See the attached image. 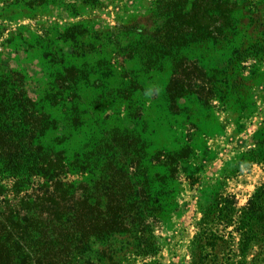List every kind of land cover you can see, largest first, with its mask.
<instances>
[{
	"label": "rangeland",
	"instance_id": "1",
	"mask_svg": "<svg viewBox=\"0 0 264 264\" xmlns=\"http://www.w3.org/2000/svg\"><path fill=\"white\" fill-rule=\"evenodd\" d=\"M90 1L45 0L37 5L35 0H0V76L21 73L23 89L38 101L44 96L38 95L41 91L50 94L46 83H56L63 68L75 65L82 71L81 81L71 90L78 122L67 159L82 154L89 140L91 149L96 144L116 146V141L121 142L118 136L125 137L124 152L120 147L109 148L110 153L119 151V167L125 175L118 179L115 171H108L92 183V193L99 196L102 187L117 189L120 182L125 207L137 217L128 219V232L90 239L89 246L79 248L76 264L87 260L93 264H189L193 240L203 230L229 242L233 239L229 248L237 257L242 237L264 244L262 232L242 236L238 229L243 223L241 212L264 185V0H230L236 4L234 27L224 40L174 50L176 57L203 70L193 91L176 98L174 104L166 95L174 71L172 59L147 68L138 56L122 59L116 54L118 48L130 45L141 50L135 33L150 26L152 7L159 0H95V5ZM77 25L84 35L81 40L93 44V50L75 59L69 37L71 27ZM130 26L136 27L133 32ZM109 51L112 54L105 57L109 64L96 66ZM86 72H91L88 78ZM133 80L139 89L128 90ZM61 94L62 100L53 107L46 105V110L64 133L66 127L71 131L65 124L71 120V102L69 91ZM56 136L47 133L46 142L54 143ZM178 152L177 160L167 158ZM145 174L152 192L162 199L152 195L162 211L157 204L148 206L141 193ZM87 176V172H70L62 178L74 182ZM103 178L110 183L104 186ZM13 182L11 176L0 174V212L37 195L43 183L31 177L14 190ZM243 250L247 262L264 264V245Z\"/></svg>",
	"mask_w": 264,
	"mask_h": 264
},
{
	"label": "trees",
	"instance_id": "2",
	"mask_svg": "<svg viewBox=\"0 0 264 264\" xmlns=\"http://www.w3.org/2000/svg\"><path fill=\"white\" fill-rule=\"evenodd\" d=\"M44 2L35 0L34 3L41 5ZM88 3L95 5L97 2L93 0ZM235 7L236 4L230 0H159L152 7L153 21L150 26L139 28V32L135 33L139 38L138 44H142L141 50L130 45L124 49L118 48L116 54H121L122 59L138 56L147 68L161 64L164 58L172 59L174 71L166 86V95L174 104L176 98L193 91L194 81L203 77L200 67L183 57H176L174 50L206 40H224L226 32L234 27L232 13ZM71 28L74 31L69 41L74 48L73 56L78 59L89 54L93 44L81 40L84 35L80 26ZM130 28L133 32L136 27ZM98 45L106 47V44ZM111 54L109 51L108 55H103L96 66L109 64L105 57ZM90 74L86 72L85 77L88 78ZM21 79H25L24 76L15 71H11V77L0 76V174L11 176L14 190L27 184L31 177H37L43 183L39 184L37 195L23 198L0 212V264H76L79 248L89 246L90 239L104 240L128 232V219L137 217L125 207L126 198L120 182L117 189L102 187L103 193L99 196L92 193V183L96 178L106 177L108 171H115L118 179L125 175L119 167V151L109 152V148L114 147H120L124 152L122 142L125 137L118 136L121 142L116 141V146L96 144L91 149L88 147L91 144L89 140L82 154L68 160V149L78 122L77 103L71 90L81 81L82 71L75 65L63 68L56 83H46L45 91L48 90L50 94L41 91L38 95L44 96L38 101L27 95L23 84H20ZM131 88L133 91L139 89L135 80L129 83L128 90ZM66 91L70 94L71 120L65 124L71 131L66 127L68 132L61 133L58 130L60 123L46 110V105L53 107L59 103L61 93ZM49 132L58 134L52 144L46 142ZM131 144L132 148L136 146L134 140ZM134 151L133 155L137 153ZM128 153H131L130 150ZM159 153L155 154L158 158ZM180 153L168 154L167 158H174L175 161ZM70 172H87L89 176L74 182L63 181L65 177L62 176ZM147 177L144 176L141 183V193L146 197L148 206L157 204L162 211L158 202L155 203L162 199L158 192H152ZM103 179L104 186L110 183L108 179ZM136 190L132 191L135 193ZM153 194L157 200L152 198ZM242 212L239 220L243 223L241 228L238 227L242 236L246 232L264 234V185L257 189ZM248 221L251 223L248 224ZM232 240L229 242L214 232H199L193 240L189 264H251L245 260L243 249L264 245L257 239L242 237L237 257L229 248ZM239 257L241 260L237 259ZM251 260L254 261V257ZM85 264L93 263L87 260Z\"/></svg>",
	"mask_w": 264,
	"mask_h": 264
}]
</instances>
